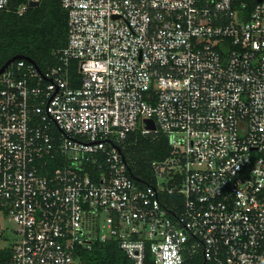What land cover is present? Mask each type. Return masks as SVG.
Here are the masks:
<instances>
[{"label":"built area","instance_id":"built-area-1","mask_svg":"<svg viewBox=\"0 0 264 264\" xmlns=\"http://www.w3.org/2000/svg\"><path fill=\"white\" fill-rule=\"evenodd\" d=\"M61 2L60 64L0 73V264H264V0ZM159 131L140 185L123 143Z\"/></svg>","mask_w":264,"mask_h":264},{"label":"trees","instance_id":"trees-1","mask_svg":"<svg viewBox=\"0 0 264 264\" xmlns=\"http://www.w3.org/2000/svg\"><path fill=\"white\" fill-rule=\"evenodd\" d=\"M26 0H14L0 10V69L14 57H25L46 72L60 64L59 54L68 41V14L61 0H43L40 7L20 12ZM130 172L140 185H154L153 164L170 157L169 137L160 131L149 135L138 132L128 135L123 146ZM86 264H131L117 242L97 244L83 251ZM150 260L148 259V262ZM193 264H202L195 260Z\"/></svg>","mask_w":264,"mask_h":264},{"label":"water","instance_id":"water-1","mask_svg":"<svg viewBox=\"0 0 264 264\" xmlns=\"http://www.w3.org/2000/svg\"><path fill=\"white\" fill-rule=\"evenodd\" d=\"M41 3L40 2H31L29 4V8L31 9H34V8H38L40 7ZM21 59H24L32 64H35V62L29 58H25V57H21V56H18V57H14L13 59L9 60L1 69H0V73L4 72L12 63H14L15 61L17 60H21ZM36 65V64H35ZM38 67V66H37ZM39 68V67H38ZM145 124H146V128L152 132H155L157 130V127H156V124L153 120H146L145 121ZM131 173V172H130ZM131 176L134 178V176L132 175L131 173ZM136 181H139L137 180L136 178H134Z\"/></svg>","mask_w":264,"mask_h":264}]
</instances>
